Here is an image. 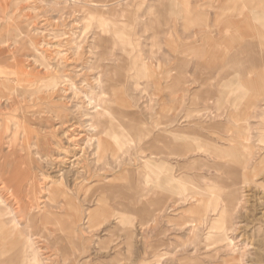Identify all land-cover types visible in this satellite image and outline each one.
Returning a JSON list of instances; mask_svg holds the SVG:
<instances>
[{"label": "rangeland", "instance_id": "rangeland-1", "mask_svg": "<svg viewBox=\"0 0 264 264\" xmlns=\"http://www.w3.org/2000/svg\"><path fill=\"white\" fill-rule=\"evenodd\" d=\"M218 1L0 0V62L53 85L39 93L41 110L63 116L61 125L47 113L25 125L29 114H17L12 126L0 101V121L11 125L0 149L8 155L17 146L12 169L28 173L27 196L40 202L54 188L72 199L45 205L63 230L38 243L46 264H264V18L256 19L264 0ZM214 53L219 62L257 64L247 77H263L260 95L247 99L222 67L209 73ZM0 79L14 84L15 75ZM97 98L103 126L90 129ZM238 111L251 116L245 122ZM238 124L250 126L245 135ZM232 137L251 148L239 150L238 164L237 155H213ZM159 172L178 177L172 194L152 192ZM231 178L247 183L237 186L239 208L220 220ZM144 207L159 212L148 217Z\"/></svg>", "mask_w": 264, "mask_h": 264}, {"label": "bare ground", "instance_id": "bare-ground-1", "mask_svg": "<svg viewBox=\"0 0 264 264\" xmlns=\"http://www.w3.org/2000/svg\"><path fill=\"white\" fill-rule=\"evenodd\" d=\"M228 1H229V3L231 2V0H228ZM251 2H254V0H252ZM226 4H227V2H226ZM241 5L243 6V4H241ZM242 6H241V8H242ZM235 9L238 12V9L237 8H235ZM231 11L230 12L228 11V13L230 14ZM259 16H257L256 18H259ZM181 50H184V48ZM237 68L235 71H238ZM232 71L234 72V69H232ZM12 73H14V75H15L14 84L9 83V81L0 79V101L6 102L8 104L7 111H8V117H9L10 122L12 121L11 119H12L13 115H17V114L28 115L29 114V118L25 117V120L27 121V122H24L25 125H27L30 122V119L33 117L35 119L33 118L31 121H34V122L37 121L39 123H42L43 121L45 122V120L40 119L39 115L47 113V114L52 115L57 120H60V125L64 124V122H62L63 116L60 115L59 113H55V112L51 111L50 108H45L44 110H41V105H42L43 100L39 96V93L41 91H43L44 88L53 89L54 88L53 85H51V86L47 85V84H45V82H44V84L38 83L40 76L37 74L32 76V78H34V79H28V77H27L28 74L26 76L22 72H19L17 69H14V71H13L11 66L3 65L0 62V75H3V76L10 75L11 76ZM246 87L250 88V86H248V85H246ZM20 97L24 100L25 103H27L26 101L29 99L30 100L29 102L31 104H26L27 106L25 107L24 103H21V104L18 103L17 98H20ZM98 102H99V98H97L95 105L92 107V110L94 109L93 112L95 115L92 113L94 115V117H93L94 120L91 121L93 123H92V125L90 124V129L93 127V125L95 127L97 126V128H99V127L101 128L103 126V123L100 121L99 116L102 114V112L104 113L106 111V109L101 108L99 106V104H97ZM15 105H17V107H14ZM1 121H0V130H2V131L0 134V142L4 136L3 129L7 128L6 126H11L9 122L5 123V122H1ZM240 121H242V120H240ZM13 122H14V119L11 123H13ZM235 122H237V121H235ZM13 125H17L16 122H14L12 124V126ZM48 127H50V125ZM247 130H249V129H248V126L246 124H238L237 132H241V134L245 135V132H247ZM30 134H32L30 131L25 132V136H26L25 137L26 138L25 144L26 145L29 144V140H30L29 135ZM93 138H94V141L96 140L95 147H97L96 148L97 152H101V150L104 149L102 140L99 139V137H97V135H94V134H93ZM72 139H70V140H72ZM70 140L68 141L69 143H70ZM167 141H169V140H167ZM226 142L230 143V145L227 146V149L224 151V154L223 155H221V154L215 155L216 153H213L215 158L218 157L219 159L222 160L223 157H225L227 155H230V157H232L234 154L235 156L237 155V156H239V158H241L237 162V164H238L240 162V160H243V158H244V156L239 153V150L244 149L245 151H250V149H251L249 146H246L245 144H244V146H242L241 144H237L235 138H233V137L228 138V140H226ZM262 144L264 145V142H262ZM16 147L17 146H13L12 150L10 151V153L8 155L3 154L2 150L0 149V264H46V262L42 258L45 250L42 249L43 246L41 244H38V243H42V244L47 243V237L49 235L57 234L58 232L61 233V232H63V230L60 226L62 217H59V215H56V214H54V212H51L50 209H47L45 205L48 204L51 209H56L57 205L59 203H61L60 202L61 200L64 201L65 204L69 205L71 203L72 199L68 198L67 190L54 189V188H51L50 192L47 194V199H45V200L42 199L43 201L39 200L40 202H37L38 201L37 200L35 202L34 200H32V198H29L28 197L29 195L27 196V192L29 193L30 190L27 189V187H25L26 185L24 186V181H23V178L28 177V173H26L24 170L19 171V170H15V169L13 170L12 169V167H13L12 163L16 160V152L18 151L16 149ZM20 151L21 150H19V152ZM172 155H174V154L170 153V156H172ZM246 160H247V158H246ZM246 160H245V162H246ZM6 168H9V169H6ZM241 169H242V167H241ZM235 170H234V172H235ZM12 171H14V172H12ZM161 174L162 173L159 172V175L156 176L158 179L156 180L157 181L156 183L154 182L155 185L152 188V192L153 191H155V193L161 192L163 194H167L170 192L172 194V192H173L172 189H174L175 183L178 182V177H176L175 179L165 177L164 175L162 177H160ZM249 174H251L253 177H255L254 171H250ZM249 174H247V175H249ZM167 175H168V173H167ZM244 178H247V176H244ZM230 180H231V182H229V187L234 188V189L231 190L230 196L228 198H226L224 205H222V209L219 210L220 216H218L219 217L218 219H220V220L224 214L228 215L230 212L239 208L237 206L240 205L241 199H239L237 197L239 194V191L237 190V186H238V184L240 185V183H247L246 181L236 183L235 181H233L235 179H232V178ZM20 185H22L21 188L16 189L17 186L20 187ZM60 185H62V184H60ZM60 187H62V186H60ZM21 189H22V191H21ZM6 190L8 192L10 191L8 193L7 198H13L14 200L16 199L15 204L17 206L15 208L12 207L13 204L11 203V201H8L7 198L4 199L3 193ZM14 190L15 191L18 190V192L12 193V191L14 192ZM146 194H147V192H146ZM24 195H26V197H28V199ZM41 205H44V206H41ZM69 206H71V205H69ZM141 210L143 212H147L148 214L151 213L149 210L146 209V207L141 208ZM73 211H75V210H73ZM213 211H217V209L215 208ZM156 212H159V210L158 209L155 210L154 214ZM154 214L152 212V214H150V216H148V217H151V216L154 217ZM76 218H77L76 216H72L70 218L71 220L69 222L68 228L71 230L70 231L71 234H73L77 229L76 224H75L76 223L75 220H77ZM23 220H26V222H27L26 223L27 224L26 225L27 230L20 227V223ZM88 220L91 221L92 219L89 217ZM149 222H151V220H145L141 226L147 225V224H149ZM228 228H230V227H228ZM226 230H227V227H226ZM58 240L59 239L56 238L55 241H52L51 242L52 246L57 247V245H60ZM48 244L49 243H47V245ZM69 244H70V246H69L70 249L73 248V246L75 245L71 241H69ZM57 248L60 249L61 247H57ZM72 250H73V252L72 251L71 252L74 253L75 249L73 248ZM62 257H64V253L62 254ZM158 263H159V260H158ZM239 263H240V261H239Z\"/></svg>", "mask_w": 264, "mask_h": 264}, {"label": "crops", "instance_id": "crops-1", "mask_svg": "<svg viewBox=\"0 0 264 264\" xmlns=\"http://www.w3.org/2000/svg\"><path fill=\"white\" fill-rule=\"evenodd\" d=\"M189 1H190V3L182 4V6H184V5H187V6H201L202 4H204L205 0H189ZM218 3L219 4H226V0L218 1ZM194 17L195 18L192 19L191 16H190L188 18V22H192V20L194 22H196L197 21L196 15ZM262 18H264V16L260 15L259 18H256V19L257 20H261ZM212 45H213L212 43L207 42L203 47L204 48H208L209 47V49H210V46H212ZM212 47L215 48L214 45ZM193 48H194V46H192L191 49H193ZM220 64H221V66H220ZM220 67L226 69L227 72H230L229 78H231V76H232V78L230 79V84L235 83L236 85H239L238 89H239V91L242 90L243 91V92L241 91L242 93H244L246 91L244 94H246V98L247 99L253 98V97H256V96L260 95V92H261L260 90L263 87L262 86V78L263 77L261 78L260 76H258L257 79L253 80V81L249 77H247L249 73H251L252 71H256L255 69H257V67H258L257 64L251 63L250 65H246V63L239 62L238 60L232 61L230 59V56H228V59L224 58V59H221V61L219 62L218 57H216V54L214 53L212 64L209 65L208 67H206L205 69H207L209 73H212V72H215L216 69H220ZM236 68L238 69V71H235ZM232 69H234V72L232 71ZM246 85L250 86V88H247ZM244 113H240L238 111L237 116L241 114V117H244V119H245L244 121L246 122V118L250 117L251 113H248V112H244ZM233 114H234V112H230V113L227 114V116H228V122H226L227 124L229 122H230V124L233 123V121L230 119V115H233ZM247 126H248V124H247ZM248 128L250 129V126H248ZM259 133H260L259 142H260V146L262 147V142H264L263 141L264 126L260 129ZM249 156H250V152H249ZM263 158H264V156H263ZM250 160H251V158H250ZM249 164H251V161L249 162Z\"/></svg>", "mask_w": 264, "mask_h": 264}]
</instances>
